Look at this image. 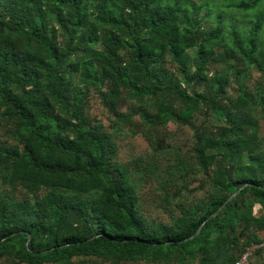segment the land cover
Masks as SVG:
<instances>
[{
    "label": "trees",
    "instance_id": "16d2710c",
    "mask_svg": "<svg viewBox=\"0 0 264 264\" xmlns=\"http://www.w3.org/2000/svg\"><path fill=\"white\" fill-rule=\"evenodd\" d=\"M90 89L107 125L85 111ZM253 111L264 0H0V264L264 257ZM169 122L192 130L169 162L113 159L123 129L167 152ZM149 178L167 222L140 210Z\"/></svg>",
    "mask_w": 264,
    "mask_h": 264
},
{
    "label": "rangeland",
    "instance_id": "374dc122",
    "mask_svg": "<svg viewBox=\"0 0 264 264\" xmlns=\"http://www.w3.org/2000/svg\"><path fill=\"white\" fill-rule=\"evenodd\" d=\"M257 72L251 71L248 73L246 83L248 89L253 93L254 91V80L257 77ZM124 111V108L122 109ZM85 111L90 117H97L103 121L105 125L108 121L101 114V107L93 89H90L86 97ZM259 125L260 135L264 136V117L258 111H253L252 114ZM200 118L195 119L194 123H198ZM167 129L170 133L172 140V147L166 151H153L147 144V141L140 135H133L126 129L117 132L118 147L113 159L116 162H128L133 159H140L146 161L151 158H161V162H169L172 160V151L178 146H185L190 140L192 133L191 128L188 125H176L175 123L169 122ZM112 132H116L117 129H110ZM183 192V191H182ZM139 194V207L141 212L149 220L155 222H167L170 210L161 199L158 190H156V184L149 179L146 182L140 184L138 188ZM183 194V193H182ZM172 205V200L170 202ZM261 237L264 239V230L260 231ZM264 257L261 254L255 253L250 256V264H262ZM78 264H95L94 262H83L77 261ZM96 264H101L97 262ZM142 264V263H140Z\"/></svg>",
    "mask_w": 264,
    "mask_h": 264
},
{
    "label": "built area",
    "instance_id": "2783aa9c",
    "mask_svg": "<svg viewBox=\"0 0 264 264\" xmlns=\"http://www.w3.org/2000/svg\"><path fill=\"white\" fill-rule=\"evenodd\" d=\"M255 245L247 248L235 261L234 264H250V256Z\"/></svg>",
    "mask_w": 264,
    "mask_h": 264
},
{
    "label": "water",
    "instance_id": "95a60500",
    "mask_svg": "<svg viewBox=\"0 0 264 264\" xmlns=\"http://www.w3.org/2000/svg\"><path fill=\"white\" fill-rule=\"evenodd\" d=\"M244 184H245V183H244ZM244 184H242V185H244ZM242 185H241V186H242ZM241 186H240V187H241ZM240 187H238V188H237L236 190H234L231 194H229L228 197H227V198H226V199H225V200L219 205L218 208H220V207H221V206H222V205H223L228 199H230V198H231V197H232V196H233V195L239 190ZM218 208H217V209H218ZM217 209H216V210H217ZM216 210H215V211H216ZM200 225H201V224H200ZM200 225L198 226V228L200 227ZM198 228L195 230V232L198 230Z\"/></svg>",
    "mask_w": 264,
    "mask_h": 264
}]
</instances>
